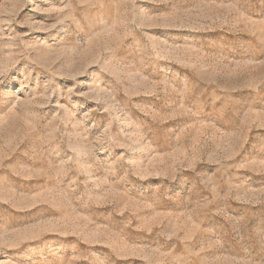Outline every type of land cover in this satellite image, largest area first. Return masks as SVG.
<instances>
[{
	"label": "rangeland",
	"instance_id": "1",
	"mask_svg": "<svg viewBox=\"0 0 264 264\" xmlns=\"http://www.w3.org/2000/svg\"><path fill=\"white\" fill-rule=\"evenodd\" d=\"M0 264H264V0H0Z\"/></svg>",
	"mask_w": 264,
	"mask_h": 264
}]
</instances>
